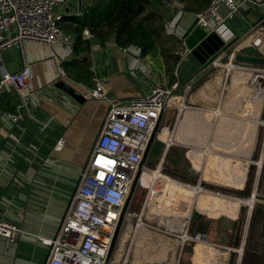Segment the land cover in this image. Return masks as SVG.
Wrapping results in <instances>:
<instances>
[{"label": "crops", "instance_id": "obj_1", "mask_svg": "<svg viewBox=\"0 0 264 264\" xmlns=\"http://www.w3.org/2000/svg\"><path fill=\"white\" fill-rule=\"evenodd\" d=\"M89 3L90 0H82L80 8L79 0H66L56 9L63 14L62 27L77 40V20L83 18ZM181 4L182 8L166 7L167 31L176 35L180 43L174 77L167 72L159 47L141 57L137 46H120L114 33L101 37L84 28L75 57L62 63L68 76H60L58 69V62L64 56L60 43L43 47L33 41L26 42V58L31 64L27 97L23 100L20 92L10 84L4 85L0 94V218L20 225L23 230L14 244L0 236V264H45L49 255L48 247L37 236L52 238L57 234L112 101L123 102L144 95L150 91L153 82L163 78L168 83L179 81L183 87L192 86L208 69L209 66H202L184 45V35L194 26L196 13L185 10L184 3ZM220 12L225 14L226 8L221 6ZM85 29L89 30L90 36H83ZM215 29L226 41H233L229 51L264 56V4L242 5L234 18L227 19ZM75 58L82 63L80 66L71 63ZM234 64L237 67L234 77L238 79L240 75V85L243 79H247L244 76L246 72H240L239 66ZM21 66L22 55L18 45L0 52V71L4 68L17 71ZM97 80L104 83L107 99L85 96L86 90L94 88ZM256 82L255 78L252 84L256 85ZM187 93L184 94L186 100ZM256 98V115H259L264 87L256 89ZM184 104H178L183 116L179 119L178 127L175 130L168 128V135L160 134L167 143H170V137L172 141L190 146L188 141L192 139V129L204 137L210 127V123H206L209 114ZM215 114L221 115V109ZM256 120L234 126L235 119L222 116L215 128L218 134L209 140L213 151L200 147L202 143L193 148L203 151L205 158L215 151L229 157L236 154L241 157L252 156L257 127L261 124ZM60 137L66 143L57 149L55 145ZM204 141L208 143L206 137ZM197 154L198 157L191 158L194 159V167L200 168L204 158ZM222 160L225 161V158ZM233 163L226 161L228 170L219 167L217 171H220L221 176H236L232 172ZM242 174L243 184L244 173L239 175ZM206 192L214 195L213 192ZM193 195L188 202L192 207L196 199ZM224 206L212 209V217H208L206 213H200V209L210 208L202 207L196 199L197 217L194 222L209 238L215 215L223 213L216 239L212 241L228 248L233 245L237 221L229 212L236 210L237 206L229 203V212ZM186 210L178 213L187 222L189 220L186 218L191 214L186 215ZM173 232L179 234L178 231ZM202 252L204 264L215 262L209 246H203Z\"/></svg>", "mask_w": 264, "mask_h": 264}, {"label": "built area", "instance_id": "obj_2", "mask_svg": "<svg viewBox=\"0 0 264 264\" xmlns=\"http://www.w3.org/2000/svg\"><path fill=\"white\" fill-rule=\"evenodd\" d=\"M65 1L0 0V52L18 45L22 55L19 70L4 68L0 71V94L4 85L10 84L20 92L23 100L26 99L28 80L31 77V64L26 58L27 41L43 47L60 43L64 56L58 62V69L60 76H68L62 63L75 57L76 39L62 27L63 14L56 11ZM167 4L172 9L182 8L178 0H169ZM244 4L259 5L264 4V0H211L206 8L196 12L195 24L215 29L227 19L234 18ZM221 6L226 8L225 14L220 12ZM83 36H90L88 29L84 30ZM234 53L230 51L231 57ZM213 64L216 68L222 66L219 57ZM188 87H183L179 81L168 83L163 78L153 82L150 91L144 95L109 104L103 128L81 172L80 182L57 234L52 238L37 236L48 247L49 255L45 264H128V259L126 262L125 255L119 252L134 256L136 236L141 235L142 228H149L145 220L151 217L145 216L144 211L150 209L153 196L156 195L162 194L160 206L163 205L162 200L169 185L168 176L163 174L164 168L159 173L160 177L152 180V175H149L148 185L143 183V178L148 175L147 170L154 175L157 173L156 168L146 165L151 156L152 144L158 130L167 127L163 124L166 110L186 100L184 94ZM85 96L108 98L107 89L101 80L96 81L94 88L86 90ZM65 143V139L60 137L55 148L61 149ZM137 187L146 190V198L143 213L132 228V225H128L136 215L133 206L136 204ZM160 206L156 204L154 207ZM192 210L193 207L188 205L185 213L192 214ZM117 227V235L122 231V239L116 246L117 235L114 234ZM188 227L187 221L184 242L192 239ZM123 228L129 229L125 239ZM143 231L150 233L148 230ZM173 231L170 233L174 235ZM22 233L20 225L0 218V236L8 243H16ZM206 237L203 231L195 234V240L202 242L206 241ZM120 256L123 257L121 260Z\"/></svg>", "mask_w": 264, "mask_h": 264}, {"label": "rangeland", "instance_id": "obj_3", "mask_svg": "<svg viewBox=\"0 0 264 264\" xmlns=\"http://www.w3.org/2000/svg\"><path fill=\"white\" fill-rule=\"evenodd\" d=\"M166 7L169 9L168 4H166ZM228 62L229 61L227 60L224 63ZM233 62L239 66L238 70L240 72H246L244 76L247 77V79H243L240 84L241 88H245L244 90L241 89L237 91L233 86V79L236 74L235 71H228L226 67L221 66L212 72L210 76H206L203 80L198 82L195 86L192 87L190 85L192 88H189L190 86L188 87L187 100H184L183 102L188 104L193 110L205 111L209 114L210 127L207 130V133H205V135H207V141L213 140V136L218 134L215 128L222 116L235 119L234 126L241 125V122L245 121L251 123L253 120L259 118L260 122H262L257 127L252 153V158L254 160L249 158L245 159L238 154H236L235 157H229L217 153H210L205 158L203 151L193 147L191 148L182 143H173L168 147L166 140L160 136L161 129H159L154 144H152L151 147V156L146 163L148 167L156 168L161 160L164 159V175L170 176L171 179H175L174 181L183 184L196 185L201 182L203 188L214 193V195L211 196L212 199L223 201V204L226 206L225 210L228 212L229 209L227 205H229L231 197L244 198L247 196V198H249L255 190L258 194L264 195V98L261 111L259 112V115H256V104L258 102L256 98V89L264 87V79L261 80L259 78V76L264 77V65L248 64L238 61ZM248 73L250 75H248ZM255 78L257 82L256 85H253L252 81ZM214 86L216 87L214 88ZM178 104L176 105L177 107L167 109L164 114L163 124L167 125L170 130H175L179 125V119L183 117ZM218 109H221V115L219 116L215 114V111ZM192 151H196L204 158L200 163V168L198 169L199 172H196L194 159L190 157ZM224 158L225 161L222 160ZM226 161L235 162L233 163L232 169H234V171L232 172L236 173V176H221L219 173L220 171H217L219 167L228 170L229 167L227 166ZM251 162H254L253 166L250 165ZM259 162L261 163L259 164ZM241 172L244 173L245 181L243 184V174L239 175ZM149 175H152L153 179V174L148 172V175L143 178V183L146 185H148L150 181ZM168 182L174 183L172 181ZM186 187L190 188L192 191L194 189L190 186ZM221 195L225 197H221ZM145 198L146 190L142 187H137L135 191L136 205L133 206L136 215L131 218L130 225L128 226L132 225V228L135 227L138 217L143 213L142 208ZM189 200H191V198H189ZM158 201H160V199H158ZM162 201V207L171 209L164 204L165 197ZM156 204L158 203H154L153 201L151 207H154ZM194 204V210H192L193 212L191 216L187 218V220H189L190 228L188 233L192 239L186 240L176 249L175 256L178 259L177 264H204L202 252L203 245L209 246L212 251L211 253L212 256H214L215 262L211 264H264V200L256 199L254 206L252 207L248 204H235L237 206L236 210L234 209L229 212L231 216L237 218V221L233 234V245L228 248L220 243L212 241V239H216V233H218L217 230L220 228L223 221V213L215 215L213 226L209 229L210 237H206L205 242L195 240V234L202 230L199 229L201 228L199 224L197 226L194 222L197 217L196 199ZM148 211L152 215H156V209H150ZM148 211H144L145 216H148ZM159 216L160 215H157L156 219H151L149 217H147V220L144 219L148 224L149 229L162 233L171 239L177 238L176 233L175 235H172L170 233L171 231L164 224L160 223L161 216ZM162 216L174 217V215ZM179 216L180 215H178V217ZM180 220L183 221L184 219L180 218ZM123 230L125 233L129 232L128 228H123ZM166 231H168V233H166ZM121 236L122 231L117 235L115 241L116 246L120 243L122 239ZM151 236V233L142 231L141 235L136 236V238L137 240H142V242L147 243ZM219 253L221 254L218 259ZM223 253L224 255H222ZM124 255L126 256L127 254L125 253ZM131 258L132 255H128V264H131Z\"/></svg>", "mask_w": 264, "mask_h": 264}, {"label": "trees", "instance_id": "obj_4", "mask_svg": "<svg viewBox=\"0 0 264 264\" xmlns=\"http://www.w3.org/2000/svg\"><path fill=\"white\" fill-rule=\"evenodd\" d=\"M168 1L90 0L91 4L87 6L83 18L77 20L76 33L79 39L75 42V53L78 52V44L82 42L84 28H88L101 37L114 33L120 46H137L141 57L159 47L166 70L174 77L180 43L176 35L167 31L166 4ZM178 1L184 3L185 10L195 13L202 11L211 2V0ZM71 63L78 66L82 64L77 58Z\"/></svg>", "mask_w": 264, "mask_h": 264}, {"label": "bare ground", "instance_id": "obj_5", "mask_svg": "<svg viewBox=\"0 0 264 264\" xmlns=\"http://www.w3.org/2000/svg\"><path fill=\"white\" fill-rule=\"evenodd\" d=\"M222 66L226 67V69L228 71H230V69L236 71V69H237L233 60L229 61L228 63H224V65H222ZM238 83H240V75H238V79H236V77H234V79H233V86L235 87V89L237 91L240 90V85H238ZM215 87L216 86H214V88ZM184 105L186 106V104H184ZM216 111H220V109H218ZM216 111H215V113H216ZM194 119H202V117H194ZM256 121L260 122L259 119H257ZM209 122H210L209 117H206V123H209ZM190 127H192V125H190ZM161 132L166 133V135H168V126L166 128H164ZM190 135H192V139H190V141H188V143H190V147H194V145H198V143H202V145H200V147H204V149H209L210 152L213 151L212 143H210V141H208V143H206V141H204V137H207V135H204V137H200V135H198V133H196V131H194V129H192V133H190ZM168 141H170V143H178V141H172V139H170V137H168ZM170 143H167V146L170 145ZM215 153H217V152L215 151ZM191 154H192L191 157H194V158L199 156L194 151H192ZM243 158L253 159L252 156L243 157ZM163 161H164V159L161 160V162L156 166L157 173L155 175L153 173V179L152 180L161 176V174H159V173L163 172V166H164ZM261 162H259V164ZM198 169H199L198 167H195L196 172L198 171ZM147 171L150 172V170H147ZM167 180L172 181L174 183H177V181H174L175 179H171L170 176H168ZM182 185L193 187L194 188L193 189V194H194L193 197L199 201V204L202 207L210 208V209H200V213H206V215H208V217H212V209H220L222 207L223 201L212 199L211 198L212 195H209V193L206 192L208 190L203 188L200 183H198L196 185H194V184L193 185L192 184H182ZM196 188H198V190ZM160 196L163 197L162 194L153 196V199L151 201V206L153 204V201H154V203H158V205L160 206V201H158V198L160 199ZM221 197H225V196L221 195ZM254 199L255 198L253 196H250L249 198L231 197V200L229 203H232V204L233 203L234 204L242 203V205L248 204L250 207H252V206H254V203H255ZM150 209H156V215H152L148 211V213H147L148 216H150L152 219H156L157 215H160L161 216L160 223L164 224L170 231L172 229H174L175 231H178L179 234H176L177 238L171 239L170 237H167L166 235H164L162 233H158L157 231L150 230L149 228H146V227L142 228L140 230V234L143 230H148L152 234V236L149 238V241L147 243L142 242V240H137V242L135 244L136 246L133 250L134 256L132 255V258H131V264H177L178 259L175 256V252H176V249L178 248V246L182 245L185 238H186L187 222L185 219L183 221L180 220V216L178 217V215H180V213H178V211H172V210L166 209V207H162V206L150 207ZM189 214L190 213H188L186 215H189ZM162 215H174V217H165ZM166 233H168V231H166ZM143 234H145V233H143ZM128 235L129 234L126 233L124 235V239L126 237H128ZM206 236L208 237L207 233H206ZM203 246H205V245H203ZM119 253H121V255H124V253H122V252H119ZM220 254L221 253H219V255H218V259L220 257ZM222 255H224V253ZM127 257H128V254L125 256V261H127ZM169 257H170V259H169ZM122 258L123 257L120 256L119 259L121 260ZM145 260L146 261L148 260L149 262L146 263Z\"/></svg>", "mask_w": 264, "mask_h": 264}, {"label": "water", "instance_id": "obj_6", "mask_svg": "<svg viewBox=\"0 0 264 264\" xmlns=\"http://www.w3.org/2000/svg\"><path fill=\"white\" fill-rule=\"evenodd\" d=\"M79 7H82V0H79ZM232 44L233 41H226L220 35L217 29H211L210 27H202L200 25L194 24V26L187 31V33L184 35V45L189 49L190 53L201 63L202 66H209L205 73L192 84V87L217 69L216 65L213 64V61L218 57L221 65L227 60H233L248 64L264 65V56L260 55L234 53L233 57H231L229 49ZM259 78L261 80L264 79L263 76H259ZM250 165L253 166L254 162H251ZM79 182L80 179L78 181V184ZM192 193V190H190V188L188 187L179 185L178 183H170L165 195L164 204L169 206V208L184 212ZM250 196H253L255 198L254 200H264V195L258 194L256 191H253ZM245 198H247V196ZM72 199L70 200L65 215L67 214ZM117 232L118 227L115 231L114 236L117 235Z\"/></svg>", "mask_w": 264, "mask_h": 264}, {"label": "flooded vegetation", "instance_id": "obj_7", "mask_svg": "<svg viewBox=\"0 0 264 264\" xmlns=\"http://www.w3.org/2000/svg\"><path fill=\"white\" fill-rule=\"evenodd\" d=\"M232 204V203H231ZM233 205H235L234 203H233Z\"/></svg>", "mask_w": 264, "mask_h": 264}]
</instances>
